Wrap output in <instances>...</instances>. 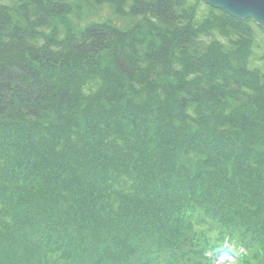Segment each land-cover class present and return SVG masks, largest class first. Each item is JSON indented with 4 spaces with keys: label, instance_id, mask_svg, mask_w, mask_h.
Returning a JSON list of instances; mask_svg holds the SVG:
<instances>
[{
    "label": "trees",
    "instance_id": "obj_1",
    "mask_svg": "<svg viewBox=\"0 0 264 264\" xmlns=\"http://www.w3.org/2000/svg\"><path fill=\"white\" fill-rule=\"evenodd\" d=\"M87 1L148 30L60 35L68 4L0 0V264L241 247L237 264H264V29L200 0Z\"/></svg>",
    "mask_w": 264,
    "mask_h": 264
},
{
    "label": "rangeland",
    "instance_id": "obj_2",
    "mask_svg": "<svg viewBox=\"0 0 264 264\" xmlns=\"http://www.w3.org/2000/svg\"><path fill=\"white\" fill-rule=\"evenodd\" d=\"M58 1L68 4L70 7L75 9L67 17L65 22L56 19L50 26L52 28H56L57 33H60V35H62L67 28L74 32H80L84 31L91 24L100 23H111L119 29L126 31L136 27H141V31L144 33L148 30V25L145 22H142L140 19H131L119 16L116 13L115 8L110 4L93 5L87 0ZM251 47L250 67L261 68L264 71V31L257 30L256 39ZM243 252L244 250L242 247L233 253L227 251V253L219 255L217 258H213L212 261H209L207 264H237V256Z\"/></svg>",
    "mask_w": 264,
    "mask_h": 264
},
{
    "label": "water",
    "instance_id": "obj_3",
    "mask_svg": "<svg viewBox=\"0 0 264 264\" xmlns=\"http://www.w3.org/2000/svg\"><path fill=\"white\" fill-rule=\"evenodd\" d=\"M238 20H253L264 29V0H200Z\"/></svg>",
    "mask_w": 264,
    "mask_h": 264
},
{
    "label": "bare ground",
    "instance_id": "obj_4",
    "mask_svg": "<svg viewBox=\"0 0 264 264\" xmlns=\"http://www.w3.org/2000/svg\"><path fill=\"white\" fill-rule=\"evenodd\" d=\"M206 5V4H205ZM218 10V9H217ZM223 12V11H222ZM228 15V14H227ZM230 16V15H229ZM232 17V16H231ZM246 20H248V19H246ZM251 20V19H250ZM253 21V20H252ZM254 22V21H253ZM255 23V22H254Z\"/></svg>",
    "mask_w": 264,
    "mask_h": 264
},
{
    "label": "clouds",
    "instance_id": "obj_5",
    "mask_svg": "<svg viewBox=\"0 0 264 264\" xmlns=\"http://www.w3.org/2000/svg\"><path fill=\"white\" fill-rule=\"evenodd\" d=\"M211 235V234H210Z\"/></svg>",
    "mask_w": 264,
    "mask_h": 264
}]
</instances>
